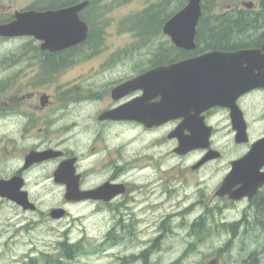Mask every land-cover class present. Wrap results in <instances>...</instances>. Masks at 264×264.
I'll return each instance as SVG.
<instances>
[{
	"label": "rangeland",
	"instance_id": "obj_1",
	"mask_svg": "<svg viewBox=\"0 0 264 264\" xmlns=\"http://www.w3.org/2000/svg\"><path fill=\"white\" fill-rule=\"evenodd\" d=\"M94 1L100 14L93 20L92 26L94 27L93 32L98 33L97 43H99L100 49L114 44L110 52L120 56L127 55V57L106 63L103 68H97L98 62L105 59L107 54V50H105V52L100 51L101 55L93 58L90 62H83L82 59L78 63L72 64L71 67L55 71L54 74L48 75L44 81L36 75L35 84L39 88L38 90L55 94L54 96L62 100L60 109L53 112H51L52 109L39 112L36 108L35 126L30 132L31 139L28 144L37 147L40 145L45 147L49 144L58 145L75 156L81 155V153L85 155L94 145V140L97 139H101V144L94 146L99 149L104 146V140L107 145L110 144L117 148L121 140L131 138V150H138L141 155L154 156L153 165H158L159 149H150V142L147 144L142 141L135 142L139 137H143L139 131L130 128L126 132L125 128L119 130L96 126L88 120V117L94 118V109H91L93 105L90 106V103L86 104L83 101L87 100L86 96H91L87 95L86 90L98 87L101 91L111 82L130 74H124V70L143 68L156 59L155 55H163L168 58L172 54L170 42L167 37L161 34L159 27L165 23L167 16L185 6L186 0ZM243 1L255 3V0H206L204 1L206 15L225 14L228 12L226 8L230 4H240ZM44 2L43 0H0V9L13 12L15 9L25 6L41 7ZM8 8L11 9L7 10ZM2 15L4 14H0V19ZM146 28L149 30L144 34L145 32L141 29L145 30ZM244 31L242 36L247 39L246 42L254 41L255 27ZM26 42L4 41V43H0L1 87L12 85L10 82L14 81L15 74L13 70L5 69L4 65L12 58V55L20 53ZM97 48L99 47L97 46ZM91 67H95L94 72H89ZM19 80L21 81L22 78ZM71 89L74 93H61ZM2 96L7 97L8 93L5 92ZM3 109L8 113L9 109L5 106ZM74 110L75 112H73ZM77 111L78 115H76ZM71 113V117L83 116L85 120L80 122L75 120L78 123L77 126L71 125L72 123L67 126L63 119L69 117ZM30 114L34 115L32 112ZM41 116L50 120L54 125H45L44 119H40ZM9 118H11L9 124L5 123L0 126V136L5 137L4 139L11 138L15 124L12 121V116ZM22 122L21 118L19 125H23ZM88 125L97 129L82 134L84 130L82 129L81 132V127ZM222 127L223 125L220 124L217 126V138L220 137L221 143L226 145ZM170 128L172 125L164 127V133ZM39 129H43L41 134ZM20 130L22 129L20 128ZM86 130L90 129L86 128ZM32 135H35V138ZM18 144L21 149L27 145L23 135H20ZM173 147V143L164 142L162 173L164 180L173 177L176 196L174 198H169L168 195L164 196L161 206H154L152 212L149 210L140 212L138 217L141 220L135 222V235H132V238L127 237L123 241H121L122 238L119 239L120 241H116V245L102 242L113 222L89 220L87 215L92 213L90 206H67L66 208L71 213L70 217L63 221L51 220L48 215L49 211L61 205L62 197L61 189L47 180L57 164L50 163L36 167L29 178V191L37 207L36 213L34 215L23 213L11 204H0V264H47V261L57 260L55 255L59 254V247L66 241L69 243L78 242L81 250L75 254L72 261L58 260L60 264H119V259L138 256L146 249L152 255L148 264H175L181 258L179 264H207L213 259L217 260L219 264H264V221L261 223L255 218V229L253 226L250 228L245 226L239 232H237V228L233 231L234 228H230V226L234 225L238 219V213L241 210L239 206L220 215V206L213 203L214 217L213 219L209 218L208 221L211 224L210 236L197 240L190 234V225L197 220L198 215L202 212L203 206H198V202L202 195L207 194L210 190L213 191L214 185L218 182L219 174L215 171L219 164L210 166L208 170H204L195 177H191L190 171L187 172L186 169L182 174L181 166L193 165L200 154L197 153L186 158L175 157L171 153ZM242 149H235L234 146L227 145L222 149L225 152V160L234 159L238 151L244 152L241 151ZM90 160L94 161L93 158ZM84 165L87 166L88 163ZM220 165L223 166L224 163ZM146 169L148 172L153 171L150 166ZM180 174L184 178L178 182ZM147 179L151 181L150 177ZM207 185L208 188H206ZM199 186L201 188L204 186L203 190ZM151 202H157V200L153 197ZM207 202L208 198L205 203ZM149 206L145 207L149 208ZM174 207L185 209L182 212L185 216L166 220ZM75 218L79 220L75 221ZM163 222L165 226L169 225L173 229V233L166 234L159 231V229H163L160 227ZM208 229L209 227H207ZM160 233L162 235L159 239L160 245H152V241ZM80 239L82 242H79ZM132 262L133 264H143L138 260H132Z\"/></svg>",
	"mask_w": 264,
	"mask_h": 264
},
{
	"label": "flooded vegetation",
	"instance_id": "obj_2",
	"mask_svg": "<svg viewBox=\"0 0 264 264\" xmlns=\"http://www.w3.org/2000/svg\"><path fill=\"white\" fill-rule=\"evenodd\" d=\"M85 1L88 2V5L82 8L78 14V18L87 25V36L83 42L76 46L58 52L49 53L48 51H43L40 42L33 37H0V43H4V41H27L24 44L23 49L20 50V53L12 55V58L8 60V63L4 65L5 69L8 68V70H13L15 75L13 76L14 81L10 82L12 85L0 86V126L5 123L9 124V121L11 120V118H9L10 116H12V121H14L15 124L10 139H4L5 137L0 136V182H8L15 179V185L19 186L21 184L22 190L28 194L29 200L33 202L32 195L29 191L30 176L33 174L36 167L56 163L57 165L53 173L48 176L47 180L53 185L58 186L62 192L61 205L56 208L64 209L66 212L60 221L71 216V213H69L66 208L67 206H90L92 207V213L87 215L89 220L113 222L109 227V230L106 232L102 242L114 243V245H116V241L119 239L122 238L121 241H123L127 237L132 238V235H135V222L141 220L138 217L140 212L148 210L152 212V208H155L157 205H162L164 196L168 195L169 198H174L176 196L177 192L173 186V177L164 180L162 173V147L166 141L173 143L174 147L171 153L175 157L186 158L197 153L200 154L198 160L193 165L187 167L181 166L182 174L185 173L183 170L186 169L187 172L188 170L190 171L189 175L191 177H195L200 175L204 170H208L210 166L219 164L215 171L219 174L218 182L214 185L213 191L210 190L207 194L202 195L198 202V206H203L201 208L202 212L198 215L197 220L190 225L191 235L196 238L192 227L201 226V233L206 235V237L210 236L211 224L208 221L209 218L213 219L214 217L213 203L216 206H220V215L239 206L241 210L238 213V219L234 225L230 226V228H234L233 231L237 228V232H239V230L245 226L247 228L253 226L255 229V218L257 221H264V185L256 192L255 190L250 191V196H245L239 201H233L230 199V195H233L235 191L241 188V183L236 184L230 189L229 193H226L223 196H218L217 191L225 179L231 174L232 163L243 158L248 153L252 144L264 137V88H255L238 96L232 93V96H228L226 100V103H231L234 110L236 112L239 111L243 117L248 139L246 143L238 144L235 142L237 133L232 125L233 116L229 106H212L208 108H204L203 106H193V108L185 113V115L196 125L194 133L196 134L199 130L201 134H206L207 131L209 134L205 140L206 144L201 142L202 145H206L204 148H198L182 155L177 152L180 150L179 139H169V134L183 124L185 117L180 116L167 123H160L164 117L162 104H160L163 101V96L160 92L144 88L135 89L119 99L114 98L112 95L114 88L126 81L139 77L159 66H165L171 63L194 58L205 52H187L170 43L172 54L168 56V58L163 55H155L156 59L152 60L150 64H147L143 68L124 70V74H130L111 82L108 87L103 90L100 91L98 87H95V89L92 87L91 89L86 90L87 95L91 96H86L87 100L83 101V103H90V106L93 105L91 109H94V118L91 119L88 117V120L93 122L96 126H101L105 129L117 128L120 130L125 128L126 132H128L131 128L132 130L139 131L143 137H139L135 142L142 141L144 144L150 142V149L154 150L158 148L160 153L158 165H153L154 156L141 155L138 150L132 151L131 138L121 140V143L117 148L110 144L107 145L104 140V146L99 149H96L94 146L99 143L101 144V139H97L94 140V145L89 148L85 155L81 153V155L77 154L75 156L68 150L61 149L58 145L49 144L45 147L43 145L38 147L35 145L29 146L28 142L31 139L30 132L33 131V127L35 126L34 120L36 119V108L39 112L45 110L49 111V109H52L51 112H53L60 109L59 106L62 100L54 96L55 94L38 90L39 88L36 87L35 84L36 75L42 77L47 73L46 71L51 65L55 68L60 67L61 69H66L82 59L83 62H90L93 58H97L101 55L100 51L105 52V50H107V54L105 55V59L98 62L97 68H103L106 66V63L114 62L119 58L127 57V55L120 56L116 55L114 52H110L114 44H109L102 50L100 49V45L97 43L98 33L95 34L91 30L94 20L93 18L96 17V7L93 5L94 0H64V3L61 5L46 9L36 8L34 5L15 9L13 12L0 9V14H4L1 16L0 24L7 25L13 22L15 13L28 11L42 12L50 9L57 10L70 8ZM242 3L244 2H241L240 4H230L226 9L227 11H244L246 14H255V50H261L264 46V0H255V3L250 1L246 7L242 6ZM10 9L11 8H8L7 10ZM97 46L99 48H97ZM53 61L54 64H52ZM256 67L259 68L258 65ZM94 70L95 67H91L89 72H94ZM261 71L264 73V67ZM20 78H22L21 81L19 80ZM5 92L8 93L7 97L2 96ZM69 92H73V90L71 89L66 92L62 91L61 93L67 94ZM43 98L45 99L44 102H42ZM138 99L143 101L138 119H100L102 114ZM93 102L95 103L93 104ZM4 106L9 109L8 113L4 112ZM23 107L24 109H22ZM99 107L100 109H98ZM261 109L262 112L260 113ZM30 112L34 115H31ZM73 112H75V110ZM72 113L69 117L63 119L65 125L69 126V124L72 123L71 125L77 126V122L85 120L83 116L76 118L71 117ZM78 113L79 112L77 111L76 115H78ZM21 118L23 119V125H19ZM40 119L44 118L41 116ZM75 120L77 122H75ZM43 122L45 125H54L50 120L44 119ZM219 124L223 125L222 128L224 129L226 145L221 143L220 137L217 138V126ZM168 125H172V128L164 133L163 129ZM20 128L22 130H20ZM86 128H89L90 130H86ZM82 129L84 130L83 132ZM93 129L97 128L88 125L86 127H81V132L83 134L90 132ZM42 131L43 129H39L40 134ZM190 134L191 132L184 129L183 125L182 135L189 136ZM20 135H23L24 140L27 141V145L22 147V149L18 144ZM32 137L35 138V135H32ZM227 145H230L231 147L234 146L235 149H246L241 150L244 152L238 151L236 156H234V159L226 161L225 152L222 149ZM45 151L49 152L48 155L52 158L34 164H27L29 153ZM212 154L216 155V158L203 162L207 155ZM73 157L75 158L74 169L78 184V198H71L68 196L67 179H62L61 183L57 184L53 177L58 166ZM90 158H93L94 161H91ZM262 159L263 160H261V157L257 156L259 165L255 168H249L247 171H256L259 174L264 173V155L262 156ZM85 163H88V165L85 166ZM222 163H224L223 166L220 165ZM148 166L152 167L153 171L148 172L146 169ZM147 177H150L151 181H149ZM183 178L184 177L180 174V178H178L177 181L179 182ZM253 178H255V176ZM234 179L248 181L251 177L247 175H234ZM101 188L103 189L102 191H98L97 198H84L81 196L84 192L96 191ZM199 188L203 190L204 186L203 188L199 186ZM206 188H208V185ZM153 197L157 202H151ZM206 198H208L207 203H205ZM4 203L11 204L6 199L0 198V204ZM11 205L22 211L20 207L14 204ZM146 205H150L149 208L145 207ZM184 210L185 209H177L174 207L173 211L166 217V220L185 216L182 214ZM35 213L36 211L32 213L30 212V214L33 215ZM78 220L79 219L75 218V221ZM160 227L163 228L159 229L161 233H173V229L169 225L165 226L164 222ZM207 227H209L208 230ZM161 233L152 241V245H160L159 239L162 236ZM79 242H82V239H80ZM66 243L67 242H65L64 245ZM68 246H76L78 249L77 251L81 250L78 242L70 243ZM151 256L149 250L146 249V251L143 250L138 256H130L129 258L123 257L118 260V263L133 264L132 260H138L142 261L143 264H148ZM177 262L176 264H179Z\"/></svg>",
	"mask_w": 264,
	"mask_h": 264
},
{
	"label": "water",
	"instance_id": "obj_3",
	"mask_svg": "<svg viewBox=\"0 0 264 264\" xmlns=\"http://www.w3.org/2000/svg\"><path fill=\"white\" fill-rule=\"evenodd\" d=\"M203 0H187L186 6L171 17L163 26V33L167 35L178 48L187 51L196 48V26L201 16V3ZM248 4H244L247 6ZM86 6V3L76 5L68 9L56 11L15 14V21L9 25H0V37H34L41 41V49L49 52H58L83 42L87 36V27L78 18V13ZM262 52L255 50H240L236 52L211 51L201 56L184 60L168 66H161L143 74L133 81L126 82L112 92L114 98L119 99L135 89L148 88L160 92L163 96L162 104L164 117L160 123H166L180 116L185 121L169 138L179 139V154H185L197 148H204L208 137L198 130L194 133L196 125L185 115L193 106H229L232 111V125L236 130V143L246 142V127L241 113L236 112L231 103H226L232 93L238 96L253 88H264V46ZM258 65L259 68L256 66ZM44 102V100H42ZM143 101L135 100L122 105L112 111L104 113L100 119L111 118L115 120L139 118ZM184 129L191 132L189 136H183ZM206 144V143H205ZM49 152L30 153L27 164L40 162L49 158ZM264 155V138L256 142L251 151L242 159L232 163V172L222 183L217 195L223 196L229 193L236 184H242L241 188L233 196L234 200H240L249 190H256L264 184V173L247 171L259 165L257 156ZM216 158V155H207L204 161ZM73 160L64 162L55 172V181L61 182L62 177L68 182V196L78 198L77 178L74 176ZM263 162V161H262ZM261 164V163H260ZM201 165V164H200ZM198 165V166H200ZM197 166V167H198ZM64 175V176H63ZM234 175H247L251 179L241 181L234 179ZM255 176V178H253ZM15 179L8 182H0V197L15 202L24 210H34L27 195L20 191L21 184L15 185ZM84 192V198H97L98 191ZM67 198V197H66ZM63 210H54L51 213L53 219L63 216ZM210 264H216L211 262Z\"/></svg>",
	"mask_w": 264,
	"mask_h": 264
},
{
	"label": "trees",
	"instance_id": "obj_4",
	"mask_svg": "<svg viewBox=\"0 0 264 264\" xmlns=\"http://www.w3.org/2000/svg\"><path fill=\"white\" fill-rule=\"evenodd\" d=\"M56 4L57 0H46L41 8H53L57 6ZM205 5L204 3L202 4L203 14L197 27V51H233L255 47L253 44L255 40L252 43H247V39L242 36L245 32L244 30L255 27V14H246L244 11H241L207 16ZM35 7L40 8L38 6ZM171 15L167 16V18ZM52 64H54V61ZM192 229L197 240L206 238V235L201 233V226H193ZM77 250L76 246L64 245V247H62V254L64 258L72 260L74 255L78 252ZM181 259H179L177 263H179Z\"/></svg>",
	"mask_w": 264,
	"mask_h": 264
}]
</instances>
